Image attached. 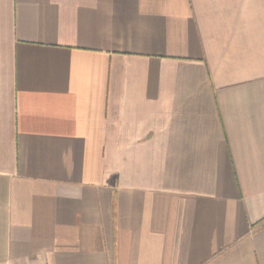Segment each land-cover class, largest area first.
I'll list each match as a JSON object with an SVG mask.
<instances>
[{
	"label": "crops",
	"instance_id": "1",
	"mask_svg": "<svg viewBox=\"0 0 264 264\" xmlns=\"http://www.w3.org/2000/svg\"><path fill=\"white\" fill-rule=\"evenodd\" d=\"M0 264H264V0H0Z\"/></svg>",
	"mask_w": 264,
	"mask_h": 264
}]
</instances>
